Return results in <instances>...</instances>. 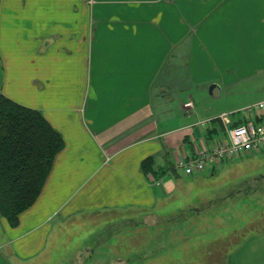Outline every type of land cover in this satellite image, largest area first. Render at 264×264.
Masks as SVG:
<instances>
[{"label": "crops", "instance_id": "0c3cea01", "mask_svg": "<svg viewBox=\"0 0 264 264\" xmlns=\"http://www.w3.org/2000/svg\"><path fill=\"white\" fill-rule=\"evenodd\" d=\"M0 93L63 140L32 206L0 218V264H55L64 223L152 214L166 167L264 101V0H0Z\"/></svg>", "mask_w": 264, "mask_h": 264}, {"label": "rangeland", "instance_id": "374dc122", "mask_svg": "<svg viewBox=\"0 0 264 264\" xmlns=\"http://www.w3.org/2000/svg\"><path fill=\"white\" fill-rule=\"evenodd\" d=\"M166 170L173 190L152 214L108 211L64 223L55 264H264V150L218 160L213 170Z\"/></svg>", "mask_w": 264, "mask_h": 264}, {"label": "trees", "instance_id": "16d2710c", "mask_svg": "<svg viewBox=\"0 0 264 264\" xmlns=\"http://www.w3.org/2000/svg\"><path fill=\"white\" fill-rule=\"evenodd\" d=\"M62 148L60 134L39 110L0 93V218L17 224L19 215L39 196ZM142 167L145 174L158 177L152 158L145 159Z\"/></svg>", "mask_w": 264, "mask_h": 264}, {"label": "built area", "instance_id": "2783aa9c", "mask_svg": "<svg viewBox=\"0 0 264 264\" xmlns=\"http://www.w3.org/2000/svg\"><path fill=\"white\" fill-rule=\"evenodd\" d=\"M185 108L193 106L192 101L183 104ZM239 120L232 118L233 113H221L216 117L222 126L221 134L210 146L202 144L194 152H182L175 161L177 170L185 174L201 172L215 167L218 160L252 155L264 150V101H258L243 108ZM204 122L199 121L197 125Z\"/></svg>", "mask_w": 264, "mask_h": 264}, {"label": "water", "instance_id": "95a60500", "mask_svg": "<svg viewBox=\"0 0 264 264\" xmlns=\"http://www.w3.org/2000/svg\"><path fill=\"white\" fill-rule=\"evenodd\" d=\"M212 88H217L218 89V87L216 85H213Z\"/></svg>", "mask_w": 264, "mask_h": 264}]
</instances>
